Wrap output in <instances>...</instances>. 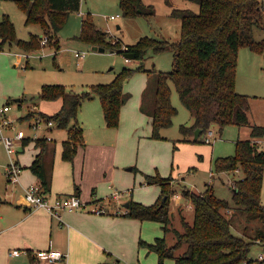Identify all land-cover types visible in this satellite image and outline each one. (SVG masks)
Masks as SVG:
<instances>
[{
    "label": "trees",
    "instance_id": "1",
    "mask_svg": "<svg viewBox=\"0 0 264 264\" xmlns=\"http://www.w3.org/2000/svg\"><path fill=\"white\" fill-rule=\"evenodd\" d=\"M15 1L26 15V24L41 26L43 35L49 38L48 45L56 49L60 48V28L69 15L81 7V0ZM164 1L171 4L172 0ZM181 1L198 5L200 11L173 8L171 15L181 21V35L176 42L145 37L136 45H125L120 40L112 43L107 39L106 32L99 30L92 17L88 16L78 39L93 47H104L123 55L132 53L136 60L141 61L140 69L124 68L111 83L91 85L89 90L80 94L64 85H43L39 98L43 101L61 100V109L48 115L33 106V111L29 109L25 118L32 120L40 117L53 121L56 128L66 130L69 139L63 142L62 159L73 162L78 146L84 144L83 129L78 123L82 103L99 99L107 128H117L122 107L131 98L124 92V83L139 72L148 75L140 110L152 119V138L160 139L161 131L173 124V118L178 113L171 101V84L176 87L181 102L194 119L192 126H182L184 140L193 138L194 142H205V136L214 124L221 130L230 124L248 128L249 136L237 140L235 154L219 157L214 164L216 174L243 173V178L236 180L235 186H232L233 204L217 197L211 184H207L203 193L183 191V196L191 200L194 219L190 222L181 215L182 230L171 229L170 201L175 195L172 189L174 179L157 173L147 175L146 179L149 185L161 187L159 200L151 206L131 201L126 216L159 222L165 233L169 230L173 232L176 239L174 246L168 245L166 236L153 242L140 240L141 248L157 255V264H165L167 260H173L175 264H264V260L249 258L254 245L260 244L264 248V205L261 201L264 124L250 120L253 98L236 90L240 49L244 47L264 55V39L257 41L254 36L256 28L264 29V6L262 0ZM119 4L125 17H152L155 14L153 10L146 12L142 0H119ZM41 40L35 35L29 41L18 39L14 23L8 15L3 16L0 22V51L7 44H16L21 50L30 52L41 48ZM150 49L154 53L171 51L174 58L172 71L145 69L143 63ZM18 103L22 107L21 99ZM196 130H200L198 139H194ZM30 143H35L39 150L30 166L39 181V193L50 196L56 144L46 139L35 142L25 140L23 149ZM165 197L166 202L163 203ZM236 212L259 224L255 227L247 225L240 232L236 228Z\"/></svg>",
    "mask_w": 264,
    "mask_h": 264
},
{
    "label": "rangeland",
    "instance_id": "2",
    "mask_svg": "<svg viewBox=\"0 0 264 264\" xmlns=\"http://www.w3.org/2000/svg\"><path fill=\"white\" fill-rule=\"evenodd\" d=\"M142 3L146 12L154 11L155 14L152 17L143 15L132 18L125 17L119 0H81L80 10L72 12L60 28L58 32L60 48L56 49L54 46L48 45L49 38L47 35H43L44 32L41 26L26 24V15L18 7L15 0H0V22L4 15H8L14 23L18 39L29 41L32 35L42 39L41 48L37 50L27 52L21 50L16 44H7L4 50L0 51V108L5 104H9L11 107L10 115L21 117L26 114L27 110L33 111L35 102H43L39 98L43 85H64L80 94L89 90L91 85L111 83L120 76L124 68L136 71L140 69L141 61L136 59L127 60L123 54L107 49L105 52L94 51L91 44L78 39L82 34L83 23L88 16L92 17L99 30L106 32L107 39L112 43L121 40L126 45H136L145 37L169 42L178 41L181 35V21L171 15L173 8H188L196 13L200 11L198 5L185 3L181 0H174L172 4H168L164 0H142ZM262 4L264 6V0H262ZM116 15H120L117 20L110 19L111 16ZM118 25L121 26L120 30H117ZM254 36L257 41H262L264 39V29L256 28ZM77 52L85 53L84 57H76ZM173 61L171 51L154 53L150 49L147 51L143 64L145 69L170 72L173 69ZM237 63L236 90L240 94L253 98L250 120L263 125L264 55L243 47L239 51ZM146 77L147 74L137 72L131 79L125 81L124 91L132 94V98L127 105L130 109L139 107L137 104L140 100V90ZM171 91V101L173 106L177 108L178 113L173 118V124L161 131L162 137L160 139L151 137L153 141H147L151 143L145 142L143 144L138 167L142 169V167L146 168L148 165L155 163L158 169L163 172L162 174L173 177L175 187L172 184V189L175 194L180 193L183 195V191L203 193L207 188V184H211L217 197L226 199L233 204V187L236 180L243 178V173L240 171L229 175L216 174L214 164L219 157L235 154L236 142L238 139H245L249 136L248 128H239L237 125L230 124L221 130L218 125L214 124L210 128L215 133L212 144L203 141L194 142L193 138L186 141L182 133V126H192L194 119L181 102L173 84H171ZM16 99L22 100V107H19ZM46 102L41 105L45 112L50 113L58 106V101ZM89 102L90 100H86L82 103L78 119L82 111L86 114L89 113V108L93 104ZM96 106L99 111L101 108L99 101L96 102ZM143 118L145 121L144 126L147 127V118ZM23 128L26 127L23 125ZM58 133L59 135H55V137L56 142L60 143L62 134L64 137L66 132L60 130ZM261 149L264 150V143ZM167 155L170 157L177 155L174 170L165 167V157ZM10 161V156L0 143V195H3L6 189H13L10 188L11 185L6 176V169ZM30 166H27V168L30 169ZM26 170H22L23 176H21L23 178ZM156 172L152 175H156ZM211 172L215 176H212ZM147 182L145 175L142 186L147 187L149 185ZM19 189L21 188L19 187ZM19 189L17 188L16 191ZM154 194V190L142 189L141 194H139L141 198L139 199L148 203L147 201L152 199L155 196ZM183 198L184 202L191 203L189 198L184 196ZM143 201L140 200V203L146 205ZM261 201L264 205V179ZM154 204L155 202L146 206ZM170 208L172 209L170 211L171 229L182 230L181 214H179V208L172 199ZM182 211L186 216V208L182 207ZM235 214V221L238 224L236 228L240 232L247 225L255 227L259 224L247 220L242 213L236 212ZM233 231L236 233L235 230ZM142 233V239L146 242H153L155 238L166 236L169 246L176 244L173 232L169 230L165 233L161 223L156 221H143ZM263 252L264 248L260 244L254 245L249 258L258 259ZM135 262H137L136 264H157V256L155 253L148 254L144 249H139ZM166 264H175V262L168 260Z\"/></svg>",
    "mask_w": 264,
    "mask_h": 264
},
{
    "label": "crops",
    "instance_id": "3",
    "mask_svg": "<svg viewBox=\"0 0 264 264\" xmlns=\"http://www.w3.org/2000/svg\"><path fill=\"white\" fill-rule=\"evenodd\" d=\"M173 2L174 0L171 4ZM120 29L121 26L118 25L117 30ZM147 79L148 75L140 90L137 109L127 106L132 94L124 91L130 94L131 98L122 107L119 128H107L102 107L98 111L96 106L99 99L90 100L89 103L93 104L89 113L82 111L78 119L83 129L84 144L78 146L73 162L62 159L63 142L69 139L67 131L65 130L66 136L63 137L62 134L60 143L56 142L55 135H59L61 129L55 128L50 133L56 144L50 196L54 199L62 195L76 194L85 204L83 210L62 211L59 213L60 218H57L45 209L27 206L24 202L25 190L32 185H39L37 177L27 166L33 163L39 150L36 149L35 143H30L24 149L18 148L16 159L24 168L23 171L27 170L24 172V178L21 172L18 183H10V188L13 189H6L4 194L0 195V264L137 263L135 261L139 249H144L139 245L140 240H143V221L127 217L125 205L131 201H143L139 199L142 189L155 191V196L147 201L148 203L143 202L146 205L156 203L161 195V187L154 184L142 186L145 175H152L157 171L156 174L167 177L155 163L142 169L138 167L143 144L153 141L152 119L140 110ZM35 103L36 110L47 114H55L62 107V101L58 100V106L49 113L41 107L46 101ZM143 117L147 118V127L144 126ZM213 134L215 135L214 131ZM165 158V167L174 170L177 155H167ZM238 172L240 171L235 173ZM211 175L215 176L212 172ZM172 184L175 187V183ZM173 200L179 208V214L185 216L182 207L186 208L185 217L192 222V204L184 202L180 193L175 194ZM16 249L30 251L31 254L14 256L12 251ZM50 249L67 256L55 263L39 260L35 256V252Z\"/></svg>",
    "mask_w": 264,
    "mask_h": 264
},
{
    "label": "built area",
    "instance_id": "4",
    "mask_svg": "<svg viewBox=\"0 0 264 264\" xmlns=\"http://www.w3.org/2000/svg\"><path fill=\"white\" fill-rule=\"evenodd\" d=\"M119 17L120 15L111 16L110 19L116 20ZM75 55L78 58H82L85 53L77 52ZM10 112L11 107L9 104H5L0 108V143L4 146L7 154L11 158L10 164L6 169V176L11 184H16L19 182L22 172V165L16 159L18 148L23 146L25 140L35 142L38 139H46L49 142L53 141L50 133L56 128V125L53 121H47L40 117L27 120L25 116L28 110L21 117H13L10 115ZM23 125L26 128H23ZM213 139L214 134L210 129L205 136V142L212 144ZM24 202L27 206L45 209L57 218H60L59 213L62 211L74 212L83 210L85 207L81 197L76 194L62 195L52 199L51 196H42L39 193V187L37 185H32L25 190ZM98 213L100 212L98 211ZM30 254L31 252L26 250L16 249L12 251V255L14 256ZM35 256L39 260L55 263L64 260L67 255L50 249L35 252ZM258 259L260 261L264 260V252L259 255Z\"/></svg>",
    "mask_w": 264,
    "mask_h": 264
},
{
    "label": "water",
    "instance_id": "5",
    "mask_svg": "<svg viewBox=\"0 0 264 264\" xmlns=\"http://www.w3.org/2000/svg\"><path fill=\"white\" fill-rule=\"evenodd\" d=\"M93 50L94 51H99V52H105L106 49L104 47H97V46H94L93 47ZM124 57L127 59V60H134L135 59V55L132 54V53H126L124 54ZM17 102H20V99H16ZM200 136V130H196L195 132V138L194 139H198ZM166 202V197L163 199V203ZM125 208L128 209L129 208V203H127L125 205Z\"/></svg>",
    "mask_w": 264,
    "mask_h": 264
}]
</instances>
